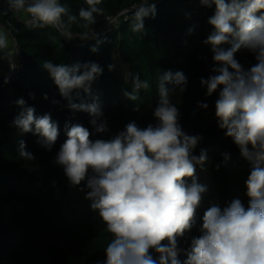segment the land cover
Instances as JSON below:
<instances>
[{
    "label": "clouds",
    "instance_id": "1",
    "mask_svg": "<svg viewBox=\"0 0 264 264\" xmlns=\"http://www.w3.org/2000/svg\"><path fill=\"white\" fill-rule=\"evenodd\" d=\"M199 3L214 9L207 21L213 31L204 41L210 45L213 65L211 74L200 83L206 87L207 96L217 94V126L232 138L250 164L245 181L247 206L239 198L223 208L210 205L201 218L200 234L191 237L187 248L179 246V240L197 224V209L207 186L197 182L196 169L203 168L208 157L204 149L194 154L202 137L183 130L180 112L172 102L177 90L181 94L186 91L187 77L181 71H165L157 86L155 124L141 128L130 121L112 138L93 140L88 128L65 123L67 138L55 163L63 167L71 186L84 183L80 189H87L84 198L91 202V210L98 212L111 236L104 248L105 259L97 264H264V0ZM85 4L77 16L59 0H7L8 7L0 14L23 11L34 27L50 26L64 35L72 24L84 21L82 26L89 27L104 14L99 7L102 0H85ZM155 15L154 0H142L134 9L131 30L145 33V19ZM193 31L188 30L189 34ZM97 35L92 31L80 39ZM8 36L9 30L0 28V51L8 48ZM102 42L97 39L90 50L98 52ZM241 50L253 54L256 61L247 69L236 58ZM41 67L49 73L70 111L87 113L95 133L108 131L98 97L79 103L73 97L75 92L79 98L81 91L92 95L91 85L103 73L97 62L57 65L45 60ZM114 68V64L108 65L109 71ZM132 79L136 92L125 91L124 96L136 101L139 90L148 89L149 84L139 75ZM4 82L9 81L6 78ZM29 97L35 98L32 93ZM44 99H48L47 94ZM15 103L21 111L11 126L21 135H36L37 143L51 151L60 134L58 123L50 114L37 116L36 109L27 106L22 97ZM198 107L207 109L208 104L198 103ZM134 111H139L138 105ZM17 152L26 161L35 159L22 139Z\"/></svg>",
    "mask_w": 264,
    "mask_h": 264
},
{
    "label": "trees",
    "instance_id": "2",
    "mask_svg": "<svg viewBox=\"0 0 264 264\" xmlns=\"http://www.w3.org/2000/svg\"><path fill=\"white\" fill-rule=\"evenodd\" d=\"M71 14L77 15L80 7H86L85 0H59ZM155 18H146L145 33L131 30L134 9L142 0H102L104 9L96 23L83 27L84 21L74 23L64 35L53 27L43 29L28 26L19 19L18 12L0 14V28L9 30L15 46L21 53V62L13 71L0 69V264H88L89 261H103L104 248L111 236L98 212L91 210L90 201L80 186H71L63 167L55 163L56 155L66 140L65 123L81 124L93 133L92 139H110L124 126L135 121L141 128L155 124L153 110L159 100V76L171 70L181 71L187 77L186 91L177 90L172 97L180 112V124L189 135L202 137L194 154L201 149L207 151L205 169L211 189L202 194L197 209V224L186 237L179 240V246L187 248L192 236H198L204 211L212 204L221 208L233 199L239 198L247 206L245 181L250 164L242 158L232 138L217 126L215 100L217 94L206 95V87L200 83L207 79L213 65L210 45L204 44L213 28L208 18L214 9L200 5L199 0H154ZM8 7L7 0H0V10ZM109 17H116L96 38L81 40L70 35L89 32L102 27ZM67 21V17L64 18ZM11 26V27H10ZM189 28L194 31L189 34ZM103 41L98 52L90 49L96 40ZM227 48L229 45H223ZM0 57L7 61L5 50ZM236 58L247 69L255 64L253 54L246 50L237 53ZM45 60L54 64L73 65L89 61L97 62L103 73L91 85L92 95L73 93L74 102H91L96 96L107 120L108 131L95 133L84 112H72L67 101L60 94L49 73L41 65ZM115 68L109 71L108 65ZM139 75L147 81L148 89H140L136 101L124 96L125 91L136 92L133 76ZM8 83H5V79ZM171 87V85H169ZM34 94V99L29 94ZM47 94L48 99H44ZM27 106L36 109V115L50 114L58 123L59 137L51 151L41 147L39 139L32 133L21 135L11 126L14 117L21 111L15 101L19 98ZM56 101V103H53ZM198 103H207V109H200ZM139 111H134L135 106ZM24 140L27 150L35 157L26 161L17 152L18 142ZM225 154L228 158L225 159ZM191 181L189 180V183ZM17 201L21 207L5 219V206ZM155 256L156 254L153 253ZM185 257L181 256V259Z\"/></svg>",
    "mask_w": 264,
    "mask_h": 264
},
{
    "label": "rangeland",
    "instance_id": "3",
    "mask_svg": "<svg viewBox=\"0 0 264 264\" xmlns=\"http://www.w3.org/2000/svg\"><path fill=\"white\" fill-rule=\"evenodd\" d=\"M5 52L6 54L8 55V58L15 62V59L17 58V55H16V48H15V44L11 38V36H8V48L5 49ZM5 68L7 69H3V70H8V66H4ZM198 178H199V181H200V184L201 185H205L207 186V193L210 191L211 189V184H210V181L208 180L207 178V173L205 171V169H201L200 171H198V174H197ZM21 207L20 203L17 202V201H12L10 203H8L6 206H5V219H8L9 218V215L15 211L16 209H19ZM94 261H89L88 264H97V261L96 258H93Z\"/></svg>",
    "mask_w": 264,
    "mask_h": 264
},
{
    "label": "built area",
    "instance_id": "4",
    "mask_svg": "<svg viewBox=\"0 0 264 264\" xmlns=\"http://www.w3.org/2000/svg\"><path fill=\"white\" fill-rule=\"evenodd\" d=\"M19 13V19L20 20H22V21H24L28 26H32L33 24L31 23V18H30V16H29V14H27V13H25V12H23V11H21V12H18ZM115 21H117V18L116 17H109L108 19H107V21L105 22V24L102 26V27H100V28H98V29H96V28H94V29H90V31L89 32H86V33H91L92 31H94L95 33H101V32H103L107 27H110V25H111V23H113V22H115ZM85 34V33H84ZM84 34H78V35H70L72 38H74V39H78V38H80V37H83L84 36ZM12 40H13V42H14V38L12 37ZM15 44V43H14ZM15 48H16V55H17V58L15 59V62H14V60L12 61L11 60V58L10 59H8L6 62L5 61H3L2 59H1V57H0V69L1 70H3V69H7V68H5L4 66H8V70L9 71H13V70H15L16 69V67L20 64V62H21V53H20V51H19V49L15 46ZM11 64H15L16 65V67L13 69L12 67H11ZM4 71H6V70H4Z\"/></svg>",
    "mask_w": 264,
    "mask_h": 264
}]
</instances>
